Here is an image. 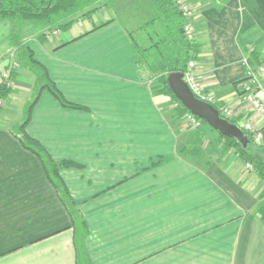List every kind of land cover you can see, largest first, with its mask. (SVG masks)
I'll return each instance as SVG.
<instances>
[{
  "label": "crops",
  "instance_id": "crops-1",
  "mask_svg": "<svg viewBox=\"0 0 264 264\" xmlns=\"http://www.w3.org/2000/svg\"><path fill=\"white\" fill-rule=\"evenodd\" d=\"M188 1L199 81L238 125L252 122L264 145V116L238 97L243 56L251 66L264 60V0ZM96 14L104 18L89 24ZM155 16L152 0H106L50 38L42 34L64 21L20 23L19 39L81 107L43 87L25 124L52 160L77 164L59 177L78 215L71 220L39 158L14 135L36 80L19 63L0 108V264H264V180L244 172L238 155L184 150L174 109L141 62ZM13 58L5 34L0 66ZM256 95L264 102V89Z\"/></svg>",
  "mask_w": 264,
  "mask_h": 264
},
{
  "label": "trees",
  "instance_id": "trees-1",
  "mask_svg": "<svg viewBox=\"0 0 264 264\" xmlns=\"http://www.w3.org/2000/svg\"><path fill=\"white\" fill-rule=\"evenodd\" d=\"M177 1L178 0H152V4L156 13V16L153 20L160 21L164 30L165 40L171 46L170 61L168 62L165 74L160 77L162 86L158 89V91L162 94L170 96L172 101H175L179 104L174 110L175 117L179 118L188 110L181 105V103L171 92L166 80V75L168 72L175 70L183 72L189 59H194L195 61L198 59L199 48L196 42V37L189 41L183 34L185 18L181 13ZM76 3L77 0H0V19H10L11 21L34 20L49 22L53 14L72 9L76 6ZM94 11L95 9H92L83 13L82 15L88 16ZM72 22H74V19H69L61 24H57V26L54 27L63 29L68 27ZM42 35L45 36L44 33ZM8 36L14 44L15 60L17 64L20 63L24 67L30 68L36 75V80L34 83V98L28 106L27 114L25 115L23 121L14 131V135L25 148L33 152L39 158L48 180L55 187L61 202L67 208L71 220L74 221L78 215V211L64 183L59 177V170L62 167L74 166L77 164L66 159L59 161L52 160L40 142L26 133L25 124L28 120V112L30 107L36 100L40 89L43 87H46L62 105L74 108L81 107L78 104L67 101L63 97L62 93L58 90L55 84L49 80L45 69L34 59L29 44L27 42L21 41L17 32L13 31L12 29ZM258 54V51L255 52L254 55L257 56L256 58L259 57ZM262 61L264 60L260 59V61L255 62V64H260ZM245 78L246 77H243L241 81H243ZM10 88L11 87H5L0 83L1 99L4 100V97L10 91ZM213 105L218 110H220L219 105ZM201 120L203 125H206L209 130L216 133L219 141H224L222 144L223 150L233 147L236 154H238V156H240L244 162H250L258 176L264 180V145L254 143L250 133L247 132L249 142L246 147H242L235 141V139L222 135L220 132L209 127L203 119ZM228 120L238 125L235 120ZM256 153L260 154L261 157L256 156Z\"/></svg>",
  "mask_w": 264,
  "mask_h": 264
},
{
  "label": "rangeland",
  "instance_id": "rangeland-1",
  "mask_svg": "<svg viewBox=\"0 0 264 264\" xmlns=\"http://www.w3.org/2000/svg\"><path fill=\"white\" fill-rule=\"evenodd\" d=\"M106 0H77L76 6L72 9L66 10V11H60L58 13H55L51 16V19L49 22L46 21H32L31 23H37V26H41V24L45 25L46 23L49 24H56L61 21L74 19L80 20L81 17H86L85 15H82L83 13L90 11L92 9L99 10L100 7H102L105 4ZM104 15L103 14H96L92 16V18L89 21V24H94L101 20ZM23 20H14L11 21L10 19H0V38L1 36L5 34H9L10 31L13 29V31L17 32L18 34L21 32V29L19 27L20 23H22ZM156 21V20H153ZM150 21V22H153ZM157 22V21H156ZM62 23V22H61ZM59 23V24H61ZM57 26V25H54ZM154 28V34L149 47L145 50L144 53L141 54V41H140V54H141V62L143 64V67L146 69L145 76L148 78H151V83H155L156 87H161L162 83L160 81V77L165 74L168 62L170 61V52H171V46L166 42L165 40V34L162 25L158 23H155ZM150 26H146L145 28L148 30ZM159 29V30H158ZM21 34V33H20ZM133 35L136 37L137 33L133 32ZM28 36V35H26ZM158 36V37H157ZM139 42V41H137ZM148 44V43H147ZM34 94V93H33ZM164 96V106L169 109L168 103H170V106L175 110L176 107H178V103L175 101H172L170 96L166 94H162ZM32 98V97H31ZM7 103H14L13 106L17 107L15 104V100L12 99V102L10 99H6ZM28 104V103H27ZM19 106V105H18ZM24 114L26 107L23 109V107L18 108L17 111H15L16 115L21 112ZM18 116V115H17ZM21 118L17 119V124L21 122ZM174 121L177 123V128L181 132L182 139L184 138V142H182V145H185L184 150L194 148L193 154L191 155L194 157V153H202V155H208L213 154L212 151H216V154H220V156H226V157H233L237 156L235 149L233 147L227 148L226 150L222 149V144L224 143L223 140L219 141L217 138V135L214 131H211L207 128L206 125H201L200 127H192L187 121L184 120V114L181 117H175L174 114ZM193 137V138H192ZM188 154V150L186 151ZM236 154V155H235ZM256 156H260V154L256 153ZM243 164L248 161H242ZM244 172L251 173L246 171V169L243 167Z\"/></svg>",
  "mask_w": 264,
  "mask_h": 264
},
{
  "label": "built area",
  "instance_id": "built-area-1",
  "mask_svg": "<svg viewBox=\"0 0 264 264\" xmlns=\"http://www.w3.org/2000/svg\"><path fill=\"white\" fill-rule=\"evenodd\" d=\"M179 8L185 23L183 25V34L189 41L195 38V30L192 24L193 8L191 7L188 0H178ZM59 31L58 27H52L51 29L44 32L46 38H50ZM242 63L245 66V79L240 82L241 91L238 95L239 99L246 103L251 110L257 111L264 116V102L256 95V90L259 88L264 89V82H261L259 75L264 78V61L255 66H251L249 58L243 56ZM17 66L16 60L13 58L7 64L0 66V83L5 87H12V79L10 77L11 70ZM196 61L189 59L186 64V68L183 71V80L187 83L192 93L211 104H215V98L211 92L204 89L203 85L199 81V76L195 71ZM4 100L0 98V107L3 106ZM219 113L226 119L233 117V111L228 105H219ZM184 120L187 121L192 127H200L203 125L201 118L195 116L189 111L184 113ZM246 132H249L252 141L256 144L261 143V132L256 129L252 122L245 120L240 125ZM246 171H255L253 165L250 162L244 163Z\"/></svg>",
  "mask_w": 264,
  "mask_h": 264
},
{
  "label": "water",
  "instance_id": "water-1",
  "mask_svg": "<svg viewBox=\"0 0 264 264\" xmlns=\"http://www.w3.org/2000/svg\"><path fill=\"white\" fill-rule=\"evenodd\" d=\"M182 76L183 72L178 70L170 71L166 75L168 86L181 105L190 113L203 119L212 129L235 139L242 147H246L249 142L247 132L236 123L222 117L213 104L196 97Z\"/></svg>",
  "mask_w": 264,
  "mask_h": 264
}]
</instances>
